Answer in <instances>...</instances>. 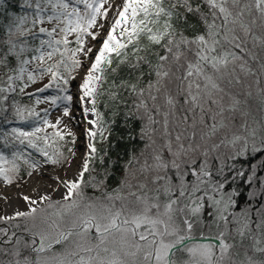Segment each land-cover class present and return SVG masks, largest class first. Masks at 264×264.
Listing matches in <instances>:
<instances>
[{
	"label": "snow or ice",
	"instance_id": "6c2138e0",
	"mask_svg": "<svg viewBox=\"0 0 264 264\" xmlns=\"http://www.w3.org/2000/svg\"><path fill=\"white\" fill-rule=\"evenodd\" d=\"M49 168L0 264H264V0H0V183Z\"/></svg>",
	"mask_w": 264,
	"mask_h": 264
},
{
	"label": "bare ground",
	"instance_id": "6f19581e",
	"mask_svg": "<svg viewBox=\"0 0 264 264\" xmlns=\"http://www.w3.org/2000/svg\"><path fill=\"white\" fill-rule=\"evenodd\" d=\"M120 0H117L115 4H119ZM111 16V13L109 14ZM73 91H75V88H73ZM70 126L72 127V130L76 132L77 136L81 137V140L83 138V129L77 128L71 121H69ZM81 145V142H80ZM76 170L75 168L72 170ZM47 172V175L45 176H33L29 179L28 185H13L10 188H7L6 186L0 185V196L1 195H7L12 194V199L8 200L7 202V213L10 214L14 208L24 207V201L19 199L22 195H30L35 197L36 195V189H40L41 191H47L48 188L51 186H55V179L54 177L59 176L58 173L51 171V170H45ZM71 173V172H70ZM61 189V194H62Z\"/></svg>",
	"mask_w": 264,
	"mask_h": 264
},
{
	"label": "rangeland",
	"instance_id": "374dc122",
	"mask_svg": "<svg viewBox=\"0 0 264 264\" xmlns=\"http://www.w3.org/2000/svg\"><path fill=\"white\" fill-rule=\"evenodd\" d=\"M114 2L116 3L117 2V0H114ZM54 115H58V113H54ZM80 142H81V140H78L77 141V144H78V153H77V155L79 156L80 154H82V148L80 147ZM46 170H51V171H54V172H56V173H58L59 174V176H61V177H63L64 176V173H63V171L62 170H59V169H52V168H49V169H46ZM73 172H75V170L73 171ZM72 175V173H68V176L70 177ZM33 176H35V174L33 175ZM29 179L30 178H25V182H23L22 183V185H28V183H29ZM0 185H3V186H6L7 188H10L11 186H13V185H16V184H13V185H11V186H8V185H5V184H3V183H0ZM53 187H56V185L55 186H51L50 188H48L47 189V191H51V189L53 188ZM55 195V198H59L60 197V195H61V193L59 192V193H55L54 194ZM6 198V199H5ZM11 200L12 199V194H7V195H1L0 196V214H4L5 212L7 213V202H8V200Z\"/></svg>",
	"mask_w": 264,
	"mask_h": 264
}]
</instances>
